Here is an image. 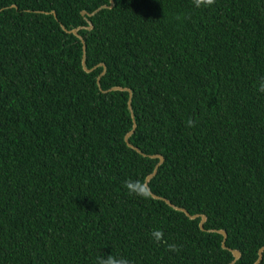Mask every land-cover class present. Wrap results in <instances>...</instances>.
<instances>
[{"label":"trees","instance_id":"obj_1","mask_svg":"<svg viewBox=\"0 0 264 264\" xmlns=\"http://www.w3.org/2000/svg\"><path fill=\"white\" fill-rule=\"evenodd\" d=\"M261 79L264 0H0V264H95L101 252L229 264V249L233 264H253L264 247ZM115 87L131 91L139 153L124 142L129 94ZM153 155L164 161L151 192L205 215L204 230L127 192Z\"/></svg>","mask_w":264,"mask_h":264},{"label":"clouds","instance_id":"obj_2","mask_svg":"<svg viewBox=\"0 0 264 264\" xmlns=\"http://www.w3.org/2000/svg\"><path fill=\"white\" fill-rule=\"evenodd\" d=\"M215 3V0H192V6L194 8H206L210 7ZM176 19H181V16H177ZM257 90L261 93H264V79H261L258 82ZM195 119H189L187 121V127H195ZM124 187L130 195H134L143 199L150 198L151 189L148 186V183L144 180L139 179H128L124 182ZM151 238L156 243H165L167 244V250L170 252L179 251V246L172 243L169 244L164 240V233L161 230H153L151 232ZM95 264H129L127 257L123 255H114L111 252L104 254L101 252L100 255L96 257Z\"/></svg>","mask_w":264,"mask_h":264},{"label":"water","instance_id":"obj_3","mask_svg":"<svg viewBox=\"0 0 264 264\" xmlns=\"http://www.w3.org/2000/svg\"><path fill=\"white\" fill-rule=\"evenodd\" d=\"M112 2L113 0H110V6H112ZM98 11V10H97ZM97 11H95L94 13L91 14V16L93 14H95ZM51 14L54 15V13L52 12ZM85 13L82 12V15H84ZM63 28V27H62ZM64 29V28H63ZM66 31V30H65ZM77 31L78 29H74V30H71V31H66L68 32L69 34H73L74 36H76L82 43V50H83V55H82V68L85 72L87 73H90L92 70H88L86 67H85V55H84V51H85V45H84V42L82 40V38L80 36H78L77 34ZM102 68H103V72L105 70V67L102 65ZM103 74V73H102ZM97 81H99V79H97ZM111 91H124V92H127L129 94V98H128V110L130 111V114H131V119H132V128L131 130L125 135L124 137V142L126 143V145L133 149L134 151L138 152L139 151L134 148L133 146L130 145L129 143V138L132 136V134L134 133L135 129H136V124H135V121H134V116H133V113H132V108H131V97H132V94H131V91L127 88H119V87H115V88H112ZM150 158L152 159H158V162L157 164L154 166L152 172L150 174H148L145 178V181L148 183V181L156 174L157 172V169L158 167L162 164V162L164 161L163 157L160 156V155H153V156H149ZM153 198L155 199H161L163 201H165L170 207H172L173 209L175 210H178V211H181L183 212L189 219H196L197 217H200V221L198 222V226L201 230H204V222L206 221V216L203 215V214H190L186 209L182 208V207H179V206H176L174 204H172L169 200L163 198V197H160L154 193L151 192L150 194ZM207 231H212V232H217L219 234L222 235V240H221V246L222 248L224 249H229L226 247L225 245V240H226V231L223 230V229H218V230H207ZM233 255V259L232 261L229 263V264H233L240 256V252L238 250H235V249H229ZM264 251V247H261L259 250H258V258L257 260L253 263V264H258V262L261 260L262 258V253Z\"/></svg>","mask_w":264,"mask_h":264}]
</instances>
